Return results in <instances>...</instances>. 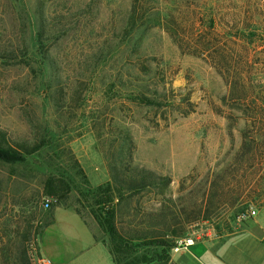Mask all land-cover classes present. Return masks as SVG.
I'll list each match as a JSON object with an SVG mask.
<instances>
[{"label": "rangeland", "instance_id": "rangeland-1", "mask_svg": "<svg viewBox=\"0 0 264 264\" xmlns=\"http://www.w3.org/2000/svg\"><path fill=\"white\" fill-rule=\"evenodd\" d=\"M133 3L0 0V143L14 149L45 143L25 164L0 163V264L3 244L28 233L33 264L42 259L41 236L42 246L54 251L68 246V233H89L73 211L56 207L77 206L94 226L89 199L80 205L72 191L56 204L44 195L45 178L63 174L86 192L110 182L112 166L126 165L170 183L125 203L124 223L134 207H167L183 224L180 238L211 241L199 260L184 264H264V208L250 207L243 219L239 209L207 202L211 183L241 147L245 124L234 118L236 104L222 101L228 88L218 65L223 40L207 29L210 20L230 21L235 34L244 19L264 13V0ZM133 5L138 21L128 31ZM217 31L223 32L220 25ZM228 47L236 49L232 40ZM252 58L261 70L264 55ZM79 168L87 183L76 176ZM97 235L105 239L101 230ZM160 252L146 247L138 255Z\"/></svg>", "mask_w": 264, "mask_h": 264}, {"label": "trees", "instance_id": "trees-1", "mask_svg": "<svg viewBox=\"0 0 264 264\" xmlns=\"http://www.w3.org/2000/svg\"><path fill=\"white\" fill-rule=\"evenodd\" d=\"M136 2L138 3V0H134L133 4ZM38 9L41 15L42 8ZM137 12L138 8L133 5L127 19L128 31L136 27ZM255 16L256 18L251 19L249 23H247L248 18L246 21L244 19L235 34L230 33L233 31L229 27L230 21L219 24L215 20H210L207 29L209 36H219L223 40L222 51L218 50L221 58L218 65L219 74L228 88L227 95L222 101L225 104H236L232 110L240 114L239 117L232 115L229 119L233 120L234 117L245 122L243 130L240 131L241 147L233 162L227 165L211 183L207 202L209 205L215 202L221 205L228 204L232 208L239 209L236 214L243 219L247 217L250 207L264 208V60L259 61L262 67L259 70L252 58L256 54L264 55V13ZM245 22L246 24L243 25ZM219 25L223 32L217 31ZM194 28L196 30V27ZM43 33L44 30L41 29L39 39ZM231 40L237 50H227L229 47L232 48V46L228 47ZM257 73L260 74L259 77L256 76ZM44 144L43 140H39L32 147L14 149L0 143V163L25 164L30 156L44 147ZM231 172H233L232 180L227 178L228 173ZM110 174V182L95 189L89 188L86 192L67 176L54 174L44 179V195L54 199L56 204L66 200L72 191L77 193L80 205H84L89 199L91 202L88 209L105 236L103 243L109 249L115 264L154 262L171 264L169 252L173 249L175 240L184 233L183 224L174 213H170L167 207H162L157 212H139L134 207L131 209L133 217L124 223L122 217L125 214L121 211L125 203H129L133 197L143 191L147 193L153 189L165 191L170 178L128 165L122 166L121 169L112 166ZM76 176L87 183L81 168L78 169ZM233 182L234 186H230ZM217 196H220V199H217ZM65 208H72L82 218L77 206ZM54 210L51 211V219L46 227L53 222ZM138 215L141 217L136 219ZM188 220L186 223L190 221ZM31 243L29 233L4 243L1 247L2 264H33L30 256ZM146 247L160 248L161 252L156 253L153 258L145 254L138 255L139 251Z\"/></svg>", "mask_w": 264, "mask_h": 264}, {"label": "crops", "instance_id": "crops-1", "mask_svg": "<svg viewBox=\"0 0 264 264\" xmlns=\"http://www.w3.org/2000/svg\"><path fill=\"white\" fill-rule=\"evenodd\" d=\"M56 208L71 210L75 213L74 210L65 207ZM77 216L80 217L79 215ZM80 219L84 222L83 224L86 229L89 230V233L84 236L75 234L74 232L68 233V235H72V237L64 239V242H69L68 246H63L52 251L51 249L42 246V236L40 237L38 251L42 259L49 260L51 264H115L109 249L103 243V239L97 235V229L100 230L97 224L94 223V226L90 227L83 218L80 217ZM256 224L258 225V222H256ZM202 242L206 244L211 241ZM203 243L199 242V244H197L196 242L193 246L187 249L171 254V264H184V259H189V261L199 260L198 257L200 253H204L206 249ZM175 254H181V259L176 260Z\"/></svg>", "mask_w": 264, "mask_h": 264}, {"label": "built area", "instance_id": "built-area-1", "mask_svg": "<svg viewBox=\"0 0 264 264\" xmlns=\"http://www.w3.org/2000/svg\"><path fill=\"white\" fill-rule=\"evenodd\" d=\"M44 208L45 209H49L50 208V204L48 202H45L44 203ZM251 215H255V211L254 210L251 211ZM194 244H195L194 239H192L190 237L178 238V239L175 240L173 251L175 253H178L179 251H181L183 249H187V248L193 246ZM39 264H51V262L49 260L41 259L39 261Z\"/></svg>", "mask_w": 264, "mask_h": 264}]
</instances>
